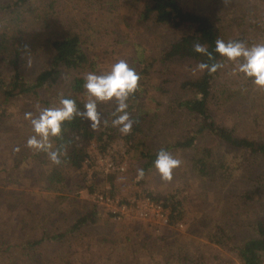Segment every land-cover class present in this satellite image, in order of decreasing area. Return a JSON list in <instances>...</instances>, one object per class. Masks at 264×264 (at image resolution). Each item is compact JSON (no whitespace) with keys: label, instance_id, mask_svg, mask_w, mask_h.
I'll return each instance as SVG.
<instances>
[{"label":"rangeland","instance_id":"374dc122","mask_svg":"<svg viewBox=\"0 0 264 264\" xmlns=\"http://www.w3.org/2000/svg\"><path fill=\"white\" fill-rule=\"evenodd\" d=\"M183 1L189 8L214 20L223 39H239L249 47L264 44V0ZM88 4L81 0H58L53 9L60 12L58 29L66 32L71 28L82 30L87 48L84 76L90 72L107 73L121 59L133 63L132 59L139 52L146 63L152 64L151 74L145 82L149 90L147 102L153 109L155 99L160 100L159 94L152 91L153 86L167 79L169 81L164 85L171 90L194 74V69H189L187 63L172 64L177 75L160 71L158 60L163 36L170 39L180 32L158 30L146 20H138L136 12L129 6L132 3L127 0L114 2L110 13L103 5L89 7ZM34 16L30 13L22 21L20 42L23 46L41 40L37 25L32 27ZM49 25L55 26V22ZM33 49L26 50L28 77L43 66L42 58L46 57L45 50ZM239 75L237 61L226 58L217 81L221 104L215 112L216 119L227 122L238 107L246 108L248 104L250 114L258 116L261 120L258 126L264 128V89L248 80L243 85ZM69 80L67 77L62 86ZM88 99L84 89L82 100L87 102ZM25 106L28 108L26 113L37 117L32 112L36 110L32 102H16L15 106H8V114L13 113L0 128V232L6 235L4 239L17 243L21 236L35 239L43 230L50 234L63 232L92 209L97 218L94 225L81 227L58 241L44 242L39 247L36 264H241L237 251L230 245L256 236L251 224L261 215L264 205V189L255 181L263 172L259 158L246 151L228 148L223 142L218 145L216 140L210 139L216 152L207 174L202 175L196 170L192 150H173L169 152L181 164L166 181L154 165L144 169L146 160L140 155L141 148L135 149L131 143L117 137L109 144L119 141L120 148L129 144L126 169L121 174L94 173L91 192L88 187L83 188L86 173L81 168L75 169L61 162L54 164L45 152L41 155L44 162L28 157L11 172L10 181L6 182L2 168L14 163L11 143L22 135L24 145L28 147L27 139L34 135L29 119H25L24 127L19 129L16 115H21L17 113L18 109ZM157 113L159 117L162 115L161 110ZM176 113L178 115L179 110ZM159 123L156 124L158 130L146 141L153 149L161 146L164 140L171 143L176 136L173 124L168 120ZM92 142L98 146L96 140ZM35 152L30 148V154ZM139 169L144 170L143 177H138ZM94 193L122 199L149 195L170 200L174 196L172 201L179 202L178 219L175 224H170V218L169 223H164L161 218L134 215L112 218L103 206L95 203ZM166 211L171 214L170 207ZM213 239L225 243L219 245ZM0 264L28 263L11 252L0 257Z\"/></svg>","mask_w":264,"mask_h":264},{"label":"trees","instance_id":"16d2710c","mask_svg":"<svg viewBox=\"0 0 264 264\" xmlns=\"http://www.w3.org/2000/svg\"><path fill=\"white\" fill-rule=\"evenodd\" d=\"M81 1L88 2L89 7L103 5L107 9L106 12L110 13L111 7L117 0ZM127 1L132 3V6H129L133 12H136L138 20H146L158 30L171 29L180 32L178 36L170 39L163 36L159 60L157 59L161 66L160 71L177 75L173 72L172 64L187 63L189 69H194V74L178 82L171 90L164 85L169 81L167 79L153 86L152 91H156L159 99L163 98V101L155 99L156 106L151 109L147 102L149 90L145 79L151 74L152 64L146 63L143 55L137 52L132 59L133 63L129 64L140 75L136 92L127 100V112L133 120L131 130L127 134H122L118 127L112 126L111 121L114 119L113 113L117 106L115 99L101 102L98 104L101 122L95 129L90 126L88 120L76 116L71 121L63 122L59 136L50 137L52 148L58 151L60 162L79 169L86 148L92 140L98 142V149L103 152L112 140L120 137L131 143V147L141 148L140 155L146 160L144 169L153 166L156 154L161 148L167 151L192 150L195 153L193 157L195 168L203 175L207 174V169L212 166L214 160L216 147L210 142L212 139L216 140L218 145L219 142H223L228 148L246 151L259 158L263 165V172L255 181L264 189V128L258 126L261 124L260 118L250 114V107L247 104L246 108L238 107L236 113L230 120L227 119V122L216 119L215 112L221 104L217 81L226 57L215 51V42L218 39L229 41L223 39L219 25L208 16L189 8L183 0ZM34 4L37 7L34 8ZM56 4L58 0H0V128L9 119V114L13 113L11 111L8 114V106H15L16 102H32V106L36 108L32 112L37 116L45 108L59 107L62 98L74 99L78 108L81 111L84 109L86 102L82 100V95L85 89L83 87L85 76L82 72L87 61V48L84 46L86 41L84 35L82 36V30L77 31L76 28H71L66 32L57 28L61 16L59 11L53 10ZM30 13L35 14L31 21L32 27L35 28L37 25L40 30L37 35L41 37V40L36 39L34 42H29L27 46H23L20 42L21 24ZM54 22L55 26L50 27L49 23ZM35 42L38 43L35 44ZM197 44L211 53V59L207 54L195 51ZM32 47H34L33 50L41 52L45 50L46 57L42 58L43 66L28 77L25 71L27 69L26 55L27 49ZM239 62L237 61V64ZM200 63L209 65L219 63L222 67L210 73L207 69L199 70ZM240 74L243 85L247 84L246 80L252 81L243 73ZM67 77H70L69 82L65 84L66 86H62ZM157 93L154 94L157 95ZM27 110V106L24 109L22 107L18 109L17 113H21L16 115L19 119V129H22L26 123L24 114ZM159 110L162 112L160 117L157 113ZM177 110H179L178 115ZM163 119L173 124L177 137L171 138L173 139L171 143L164 140L161 146L153 149L146 144V141L153 136L155 130H158L157 122L161 123ZM262 125L264 127V120ZM24 144L22 135L11 143L10 149L11 152L13 151L14 163L7 168H2L6 182L10 181L11 172L28 157L44 162L41 156L44 152L36 151L30 154V148ZM89 189L91 190L92 186ZM152 198L162 201L164 207H170V224H175L178 219L176 217L179 215L177 212L179 202L172 201L174 196L170 200L158 196ZM96 220V212L92 209L77 218L63 232L50 234L43 230L37 238L29 239L21 236L17 243L4 239L6 235L0 232V257L15 252L28 264H36L40 255L39 247L44 242L58 241L67 234L79 231L81 227L94 225ZM251 228L256 236L230 247L237 251L241 264H264V205L261 215L251 224ZM213 241L219 245L225 243L220 239H213Z\"/></svg>","mask_w":264,"mask_h":264},{"label":"clouds","instance_id":"9594fccd","mask_svg":"<svg viewBox=\"0 0 264 264\" xmlns=\"http://www.w3.org/2000/svg\"><path fill=\"white\" fill-rule=\"evenodd\" d=\"M195 51L205 53L211 59V53H208L203 46L197 44ZM215 51L228 60L240 61L238 71L251 78L253 84L259 89H264V44L249 47L243 41L218 39L215 42ZM220 67L222 65L219 63L211 65L200 63L198 65L199 70L207 69L210 73L216 72ZM139 80V73L123 59L114 63L107 73H88L84 78L83 87L86 89L89 99L84 103L82 111L74 99L62 98L59 107L45 108L37 117H33L31 113H25V119L30 120L34 132V135L27 139V146L36 151L47 153L54 164H59V154L58 151L52 150L50 137L59 136L63 122L71 121L76 116L88 120L90 126L95 129L101 122L98 104L113 99L117 106L113 113L112 126L118 127L122 134H127L133 125V120L130 119L127 112V100L130 95L136 92ZM180 164L181 161L164 148L157 152L156 159L153 161L155 169L166 181L172 178L173 170ZM143 175L144 170L139 169L138 177H143Z\"/></svg>","mask_w":264,"mask_h":264},{"label":"built area","instance_id":"2783aa9c","mask_svg":"<svg viewBox=\"0 0 264 264\" xmlns=\"http://www.w3.org/2000/svg\"><path fill=\"white\" fill-rule=\"evenodd\" d=\"M119 141H113L101 152L92 141L86 148L81 170L86 173L83 188L92 186V175L100 172H124L128 160L129 144L118 147ZM115 154V156H113ZM91 192V190H90ZM91 194V193H90ZM95 203L103 206L106 213L112 218H128L131 215L140 218H161L164 223H169V215L162 201L154 200L149 195H137L122 199L112 197L105 193H94Z\"/></svg>","mask_w":264,"mask_h":264}]
</instances>
